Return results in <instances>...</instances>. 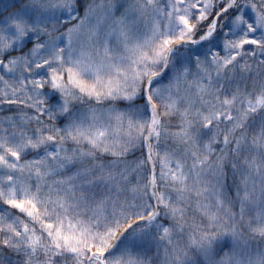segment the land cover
<instances>
[{"label":"snow or ice","instance_id":"1","mask_svg":"<svg viewBox=\"0 0 264 264\" xmlns=\"http://www.w3.org/2000/svg\"><path fill=\"white\" fill-rule=\"evenodd\" d=\"M0 264H264V0H0Z\"/></svg>","mask_w":264,"mask_h":264}]
</instances>
